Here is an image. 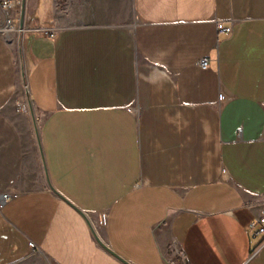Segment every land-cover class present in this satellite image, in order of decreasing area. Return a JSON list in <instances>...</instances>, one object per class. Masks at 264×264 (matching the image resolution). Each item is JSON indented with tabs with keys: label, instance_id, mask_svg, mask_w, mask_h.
<instances>
[{
	"label": "crops",
	"instance_id": "obj_1",
	"mask_svg": "<svg viewBox=\"0 0 264 264\" xmlns=\"http://www.w3.org/2000/svg\"><path fill=\"white\" fill-rule=\"evenodd\" d=\"M24 10L40 122L0 35V264H264V0Z\"/></svg>",
	"mask_w": 264,
	"mask_h": 264
},
{
	"label": "built area",
	"instance_id": "obj_2",
	"mask_svg": "<svg viewBox=\"0 0 264 264\" xmlns=\"http://www.w3.org/2000/svg\"><path fill=\"white\" fill-rule=\"evenodd\" d=\"M21 2L22 0H0V35L3 37L9 39V41L14 40V36L18 37L20 41H18L17 50H18V58L20 55L23 58L24 49L22 47V41L24 40V34L26 32V26L25 23L21 25L20 23V15H21ZM216 28L219 32L224 31L225 34H231L233 32L232 25L224 24L223 22L217 23ZM36 31H42L44 33H47L50 37H55L56 35V28L55 25L52 27L47 26H39L35 28ZM17 58V59H18ZM208 56H202L200 60H198V64L202 68L208 67ZM24 62V58H23ZM19 66V76L21 78L20 80V87L14 94L13 100L15 102V110L17 111H24L29 112L30 108L34 105V101L32 99V96L30 94V88H28L27 85V75H26V62H24V67L20 63V58L18 60ZM221 99L224 100L226 98V94H221ZM11 193L7 192L3 194V200H7V198L11 197ZM261 213L258 214V216L255 217V219L249 224L250 229H254L255 233H264V208H261ZM106 215L101 214L100 219L98 221V226H104L106 222ZM98 233L95 231V236L100 242L101 239H99ZM185 254L183 252L180 253V260L181 264H186L185 260ZM167 262L170 264H176V262L173 260V258H167Z\"/></svg>",
	"mask_w": 264,
	"mask_h": 264
},
{
	"label": "rangeland",
	"instance_id": "obj_3",
	"mask_svg": "<svg viewBox=\"0 0 264 264\" xmlns=\"http://www.w3.org/2000/svg\"><path fill=\"white\" fill-rule=\"evenodd\" d=\"M21 10V9H20ZM21 13V12H20ZM18 41H20L19 39H18V37H16V36H14V40L12 41V43L14 44V46H15V48H16V50H17V45H18ZM18 50H17V58H18ZM20 63L23 65V67H24V62H23V58H22V56L20 55ZM19 58L17 59V60H19ZM19 66H20V64H19ZM18 76H19V67H18ZM21 80V78H20V76H19V81ZM19 87H20V82H19ZM14 101V100H13ZM18 113H21V114H25L26 115V117H27V122L29 121L30 123H32L33 124V126H35V127H37L38 129H39V117H38V115L35 113V112H33V106H32V108H30V111L29 112H24V111H19Z\"/></svg>",
	"mask_w": 264,
	"mask_h": 264
},
{
	"label": "water",
	"instance_id": "obj_4",
	"mask_svg": "<svg viewBox=\"0 0 264 264\" xmlns=\"http://www.w3.org/2000/svg\"><path fill=\"white\" fill-rule=\"evenodd\" d=\"M24 2L25 0H22L21 2V15H20V23L23 25V20H24V15H25V10H24ZM105 245V244H104Z\"/></svg>",
	"mask_w": 264,
	"mask_h": 264
}]
</instances>
